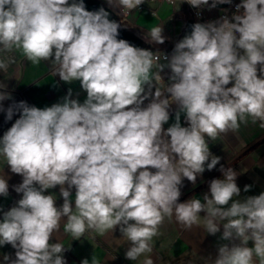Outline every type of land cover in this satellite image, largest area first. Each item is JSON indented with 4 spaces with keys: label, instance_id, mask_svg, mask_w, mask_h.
<instances>
[{
    "label": "clouds",
    "instance_id": "1",
    "mask_svg": "<svg viewBox=\"0 0 264 264\" xmlns=\"http://www.w3.org/2000/svg\"><path fill=\"white\" fill-rule=\"evenodd\" d=\"M106 3L127 16L145 0ZM168 3L179 11L183 3L199 10L232 0ZM223 11L192 24L168 55L120 39L121 23L104 7L87 10L84 0H0V71L19 53L34 66L48 62L60 82L78 81L86 93L83 102L68 88L44 108L23 100L5 108L13 97L0 81V112L6 121L18 114L0 137V162L22 177L12 186L21 198L7 211L0 207V247L15 250L3 264H67L71 247L53 242L61 228L80 241L118 227L116 243L126 242L125 258L137 261L153 252L165 219L173 218L183 230L200 227L212 236L222 226L225 243L207 264H264V191L240 199V174L209 146L250 120L264 128V0H240L231 17ZM163 33L153 26L144 39L164 44ZM173 105L174 122L165 128ZM218 164L222 178L209 182L202 200L179 202L185 178L195 185ZM4 169L0 196L7 198ZM57 186L59 206L55 194H45ZM81 264L102 262L93 255ZM143 264L154 260L146 256Z\"/></svg>",
    "mask_w": 264,
    "mask_h": 264
},
{
    "label": "crops",
    "instance_id": "2",
    "mask_svg": "<svg viewBox=\"0 0 264 264\" xmlns=\"http://www.w3.org/2000/svg\"><path fill=\"white\" fill-rule=\"evenodd\" d=\"M96 1L110 12L113 20L121 23L119 31L128 38L130 44L153 52L159 50L171 55L175 43L189 34L190 26L195 23L184 3L180 6L179 11H175L173 5L149 2L144 12H135L128 18L122 15L120 9L110 8L106 0ZM238 2L240 0H232L231 5ZM231 5L223 4L214 9H208L209 15L216 20L222 11ZM157 25L164 26L163 34L167 37L165 43H147L144 39L145 34L151 27ZM168 74L169 70L167 69L162 73L165 76V82H167ZM0 81L8 83V91L13 97V100L3 102L5 108L13 101L21 100L26 101L29 105L44 108L58 102L67 94L68 88H72L73 98H77L76 93H79L78 99L81 102L86 99V93L81 90L78 81L72 84L60 82L48 62H41L40 65L34 66L19 53L16 54V63L9 68L7 73L0 71ZM147 103L148 101H145V104ZM175 108L176 106L173 105L169 124L165 125V128L174 122ZM17 118L18 114L14 115L11 121H6L5 113L0 112V137ZM181 123L182 126H187L183 114ZM259 123L258 121L253 124L250 120L247 125L242 124L237 132L221 135L218 140L209 144L211 152L222 157L220 164H223L225 168L231 167L240 174L236 181L241 189L240 199L248 195H259L264 191V128H261ZM220 164L212 171L206 170L202 176H198L195 185L185 178L179 202L190 198L202 200L203 195L209 192V182L214 178H222V173L219 171ZM0 169H4V175L8 178L9 183V196L7 198L0 196V207L7 211L21 198L22 194H17L12 186L21 183L22 177L11 173L10 169L2 162H0ZM245 185H252L251 191L245 193L243 191ZM45 194H55L57 206L62 205L63 199L59 194V186L48 190ZM72 195L74 207V189ZM205 214L202 212L200 215ZM2 215L0 212V219H2ZM222 231V226L221 233H217L215 236L208 235L200 227L186 231L176 223L174 218L165 219L160 229L161 234L154 238L153 252L141 256L137 261L125 258V252L129 246L126 242L120 245L116 243V239L121 238L118 227L113 233L109 232L104 236L92 231L86 232L80 241L72 240L69 235L63 233L61 228V232L55 234L53 242H62L65 247H71L64 253L67 264H81L84 258L91 259L93 255L100 259L102 264H143L146 256H150L154 260V264H207L206 258L215 259L218 254V244L225 243L219 239ZM249 246H252L251 242H249ZM4 254L15 258V250L11 245L0 247V264H3Z\"/></svg>",
    "mask_w": 264,
    "mask_h": 264
},
{
    "label": "built area",
    "instance_id": "3",
    "mask_svg": "<svg viewBox=\"0 0 264 264\" xmlns=\"http://www.w3.org/2000/svg\"><path fill=\"white\" fill-rule=\"evenodd\" d=\"M149 2H155V3H164V4H168V5H171L168 3V0H145V3H143L142 5L139 6V8H137L136 10H134L131 14L125 16L123 13L122 15L125 16V17H131L133 13L135 12H144L146 9H147V5L149 4ZM177 3H179V0H177ZM240 3V2H238ZM238 3H234L233 5H231L230 7L226 8L227 9V15L229 17H231L232 13L235 11V6L236 4ZM187 7H188V10L190 11L195 23L197 22H200V23H205V22H209V21H212L214 20L210 15H209V12H208V7L205 6L203 7L202 9H195L193 8L192 6H190L189 4L187 3H184ZM197 11H200V16H197L196 13ZM225 14L224 11H222V13L219 15L218 19L220 18L221 15ZM168 55H170L169 53H166Z\"/></svg>",
    "mask_w": 264,
    "mask_h": 264
},
{
    "label": "water",
    "instance_id": "4",
    "mask_svg": "<svg viewBox=\"0 0 264 264\" xmlns=\"http://www.w3.org/2000/svg\"><path fill=\"white\" fill-rule=\"evenodd\" d=\"M84 3L86 5V9L89 10V11L98 10L99 8L103 7L96 0H84ZM225 7H227V6H225ZM105 10L108 11L107 9H105ZM109 19L113 20L111 14L109 16ZM120 37L128 41V38L125 35L121 34V33L119 35V38Z\"/></svg>",
    "mask_w": 264,
    "mask_h": 264
},
{
    "label": "bare ground",
    "instance_id": "5",
    "mask_svg": "<svg viewBox=\"0 0 264 264\" xmlns=\"http://www.w3.org/2000/svg\"><path fill=\"white\" fill-rule=\"evenodd\" d=\"M120 39H123V38L120 37Z\"/></svg>",
    "mask_w": 264,
    "mask_h": 264
}]
</instances>
